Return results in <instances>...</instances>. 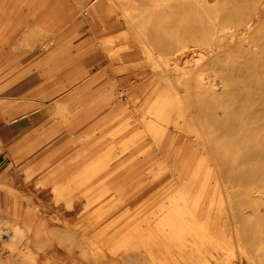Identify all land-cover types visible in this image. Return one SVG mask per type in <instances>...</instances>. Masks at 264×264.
Returning a JSON list of instances; mask_svg holds the SVG:
<instances>
[{"label": "rangeland", "instance_id": "1", "mask_svg": "<svg viewBox=\"0 0 264 264\" xmlns=\"http://www.w3.org/2000/svg\"><path fill=\"white\" fill-rule=\"evenodd\" d=\"M143 1L151 8L156 0ZM254 7V0L194 3L185 22L172 5L147 16L136 34L125 24L106 30L99 17L79 16L67 23L78 48L52 53L61 57L58 64L35 67L44 56L39 53L18 67L0 62V264H96L101 255L109 257L102 264H156L147 254L118 260L124 250L112 236L136 213L154 221L182 189L201 218L210 214L211 226H220L215 233L240 244L242 264H264L263 114L249 96L264 87V26L250 37L241 30L228 36L231 45L209 61L216 27L242 24ZM139 40L156 55L186 50L184 83L175 67L153 73L163 69L145 63ZM126 43L138 51L132 61ZM70 73H83L84 80L70 83ZM200 74L219 84L218 92L199 85ZM168 87L180 91L193 113L191 124H148V107ZM7 106L16 108L15 121ZM99 160L106 165L96 173ZM88 167H94V179L81 181L78 172ZM68 188L71 204L56 199ZM109 208L108 220H98ZM226 215L237 231L226 225ZM93 224L102 230L99 241L96 230L81 232ZM19 229L28 244L15 238ZM224 245L226 254L214 264H240L237 247ZM253 248L257 263L247 251ZM173 257L158 255L161 264H181Z\"/></svg>", "mask_w": 264, "mask_h": 264}, {"label": "bare ground", "instance_id": "2", "mask_svg": "<svg viewBox=\"0 0 264 264\" xmlns=\"http://www.w3.org/2000/svg\"><path fill=\"white\" fill-rule=\"evenodd\" d=\"M219 1L156 0L152 2V7L148 8L146 7V1L143 0H0V62H3L8 67H18L26 62L27 57L39 53L44 56L33 62L35 67L49 64V62H56L58 64L61 61V57L53 58L54 55L52 53L59 52L61 55L63 51L69 50L70 52H74L78 48L73 47L71 40L68 38L69 29L67 23L75 21L74 19L79 18V16L87 20L99 17L103 29L106 30L115 29L125 24L131 33L136 34L139 28H142L141 22L147 16L152 17L155 12L165 8L169 9L172 5L177 8L176 11H173V14L180 13L185 22H187L191 17L190 13L194 3L200 6H211V4L217 5ZM254 6V15L248 17L242 24L238 26L229 24L216 27L213 31V41L210 43V62L216 58L213 53L214 51H217V49L218 51L219 49L222 50L231 45L230 42L232 40L225 42L228 36L232 34L236 35V32L241 30L238 34L244 31L243 34L250 37L254 34V31L260 30L264 26V0H254ZM113 13L115 15H112ZM255 15L256 17H254ZM111 17L116 19H109ZM189 31L190 29L186 26L185 32L188 34ZM186 38L183 43L184 47L187 46L189 39L188 37ZM139 41L145 52V63H149L152 66L156 65V67H162L163 69H154L153 73L159 74L175 67L179 83H184V76L189 72L187 67L181 66L182 62L188 61L186 56L183 55V52H186V50L183 49L180 52H173L166 56L156 55V52L149 47L148 43L144 40ZM67 46H71V48H66ZM134 46L131 43L125 44L124 48L131 47L127 52V56H130L128 58L134 57L138 53L137 50L132 48ZM117 51L114 50L113 52L117 53ZM113 52H111L112 57L116 56ZM26 53L27 55L24 56ZM202 55L199 59H202ZM129 60L132 61L134 58ZM180 67H183V70ZM211 76L214 75L211 74ZM152 79L153 77H150L149 80ZM68 80L70 83L80 82L84 80V74L70 73ZM196 82H199V85L207 84L205 86H208L212 93H216L220 89V87H216L219 84L214 80H207L206 76L202 74H200L199 79H196ZM193 83L194 81H192V86ZM83 90L84 87H81L80 92ZM121 94L122 92L120 91L119 95L122 96L123 94ZM249 96L256 101L255 105L259 116L261 117L260 112L263 114V121L260 122V126H264V87L260 88L257 92L250 90ZM107 98V100H110L112 98L111 94ZM181 98L180 91L177 92V90H173L170 87L161 90L156 100L148 107V113L151 117V121L148 124L152 127L159 126L163 121L167 122V124L172 122L174 125L179 126L181 124H191L190 116L193 113L190 110L188 111L187 105ZM108 104L106 102L102 106ZM6 114L13 117L12 121H15L17 117L16 108L7 106ZM152 131L154 134L160 132L158 129H152ZM200 133L198 132L197 134L199 135ZM1 140L3 141V138L0 135ZM105 165L106 162L99 160L98 166H96V173L101 171ZM77 177H81L80 180L84 182L93 180L94 167L83 169L78 172ZM2 182L3 180H0V183ZM1 187L5 188V186L0 185ZM183 191L184 189L167 202L166 209H163L158 215H154V221H152V217L142 218L141 215L136 213L123 222L112 237L119 248L124 251L117 257L114 255V257L120 258L118 260H127V257H131V255H136L137 258H140L144 257V254H147V256L155 261L158 259L156 264H161L158 255H161V257L174 256L173 258L179 259L181 264H214V262L220 260L219 255L226 254L224 252L227 249L224 245L226 243L233 251L235 246L237 247V256L240 258V264H242L243 254L240 244L236 242L234 246L230 242L233 240L232 236L225 238V236L215 233L220 226L218 228L211 226V222L209 221L211 220L210 214L206 216V221L201 218V215L196 212L194 206L189 205L186 199L187 196ZM68 192L69 188L67 193H58L59 196L56 195V199L62 200L66 204H71V195ZM60 196L62 199L59 198ZM94 202L95 200L89 201L87 205H92ZM102 208L100 206V209ZM104 212L98 219L103 223L108 220V215L110 216L112 210L109 208ZM29 222L33 223L32 220ZM225 223L227 226L230 225L231 229L234 227L236 231L238 230V225L233 221H229L227 215ZM97 227L96 224H93V226L82 229L81 232H94L96 230L95 234L98 240V236L102 234V230H97ZM14 236L15 238L18 236L21 238V244H28L23 230L19 229L18 233ZM234 236L236 239L238 238L237 234ZM12 241L17 248L16 241L14 239ZM131 248L133 250L130 251ZM152 249L159 254L153 253L151 255ZM247 251L257 263L258 253L256 249L253 248ZM103 256L101 255L99 258L100 262L96 260V264L105 263L106 258H109L108 256Z\"/></svg>", "mask_w": 264, "mask_h": 264}]
</instances>
